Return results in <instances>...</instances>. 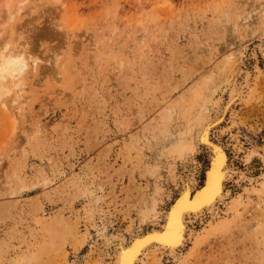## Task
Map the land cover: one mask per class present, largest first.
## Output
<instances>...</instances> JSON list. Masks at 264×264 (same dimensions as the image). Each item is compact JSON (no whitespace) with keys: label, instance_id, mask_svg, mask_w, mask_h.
Segmentation results:
<instances>
[{"label":"rangeland","instance_id":"1","mask_svg":"<svg viewBox=\"0 0 264 264\" xmlns=\"http://www.w3.org/2000/svg\"><path fill=\"white\" fill-rule=\"evenodd\" d=\"M20 1L21 14L8 20L0 5V47L12 31L43 61L15 89L19 111H12L13 92L0 98V264H90L102 249L101 231L148 227L137 200L154 181L145 164L162 161L161 183L173 187L161 156L165 133L174 143L189 137L238 77L239 59L260 71L253 97L222 125L238 119L232 132L241 128L264 156V61L253 57L255 42L264 41V0H12L11 9ZM206 101L209 110L194 120V106ZM186 118L193 127L184 134ZM197 156L201 173L207 156ZM250 164L262 167L259 156ZM257 183L234 186L244 205L263 199ZM221 212L210 222L229 219ZM253 212L251 204L245 224L209 237L183 264H252L263 248ZM169 260L163 264L177 263Z\"/></svg>","mask_w":264,"mask_h":264},{"label":"bare ground","instance_id":"2","mask_svg":"<svg viewBox=\"0 0 264 264\" xmlns=\"http://www.w3.org/2000/svg\"><path fill=\"white\" fill-rule=\"evenodd\" d=\"M11 2L12 0H0V5H2V10L7 20L14 18L15 15H20L23 7V1H20L11 9ZM256 13L257 11L253 15ZM249 16L244 15L241 20L248 21ZM2 20L1 22H4V19ZM1 22L0 32L5 24L3 23L2 25ZM7 35L9 38L6 36L1 41L3 43L0 49H8L11 46V51L18 52L20 59L16 61L17 64H23L25 57H27L29 62L28 68L40 66L39 64L43 59L26 50V47L19 41L21 36L14 35L12 31ZM253 49L255 51L253 57L257 53L264 61V41L258 39ZM235 52L239 51H228L226 53L224 65L231 63ZM238 66V77L229 87L225 96L212 101L214 102V106L210 105V107L214 109V112L203 117L196 129L192 130L189 137L182 135L181 139L177 143H174L176 137L170 138L163 131L165 133L163 143L166 144L161 152L165 164V168L163 169H166L167 176L173 187L167 188L161 183V176L158 170L161 168L160 164H162V161L160 164H145L143 173L151 176L154 181L152 179V189L150 190L145 185L146 187H144L142 193L137 196V200L140 199L138 212L141 215V221H139L144 222L151 219V223L148 222L150 225L148 227H140L137 231L135 227L130 226L127 230L125 229L126 233H121V231L120 233L115 232L116 234L113 233L111 235H107L105 234L106 232L101 231L100 238L103 240L102 249L99 250L98 258L94 262L92 261L93 263L91 262L92 264H163L165 260L169 259L176 261V264H183V260L188 256L196 255L200 246L209 237L226 233L230 230L231 226L237 227V225L245 224L243 218L251 204L254 211L252 213L254 215L253 219H255L253 235L255 240H257V249L263 246L262 253H257V257L252 258V264H264V197L254 203V205L251 202L244 205L241 198L242 194H239L237 191V194L234 192V189H236L234 186L239 185L240 182L245 183L244 186H240L247 188L254 182L257 183L258 178L262 181L258 182V186L255 189L252 188V190L254 189L257 194L264 191V156L261 155L263 153L259 154L254 149L251 145V138L245 134L246 132L241 131V128L232 132L234 130L232 128L239 125H237V118L236 121L235 118L230 121L232 124L224 126L225 123L222 125L237 104L240 102H244L243 104H245L253 97L252 92L255 86H251V81L254 79L255 73L260 71V67H248L242 59L238 60ZM19 84L20 80H17L11 87L3 89L2 93H0L1 98L13 92L9 101L14 113L19 111L20 108V91L15 90ZM207 101L199 108L198 106H194V120H198L201 117L200 114L203 115L202 112L209 110L210 107L207 106ZM186 119V123H190L191 125H185L184 134L189 133L193 127L191 123L192 119ZM215 128H218V131L216 130L217 134L213 136ZM224 134L228 136L225 137L227 138L226 140L222 138ZM200 152L207 156L206 166L201 173V162L197 156V153ZM239 155H241L242 169L235 167L234 163L236 158L239 159ZM258 156L262 167L256 171L253 168L254 165L252 166L250 163L254 157ZM179 162L180 165L183 162L181 165L182 169L181 171L179 170L180 172H178ZM254 171L258 172L257 176H253L256 173ZM164 173L166 174V172ZM175 187L176 193L163 210L162 206L171 193H174ZM224 210L229 211L231 214H229V219L215 220V223L210 222V220H213L215 216L220 215L219 213ZM159 217L162 219V222L156 225L158 222L155 224L154 221L158 220ZM139 221L137 220V222ZM80 246H82L81 243H79ZM106 258L112 259V262H104Z\"/></svg>","mask_w":264,"mask_h":264},{"label":"clouds","instance_id":"3","mask_svg":"<svg viewBox=\"0 0 264 264\" xmlns=\"http://www.w3.org/2000/svg\"><path fill=\"white\" fill-rule=\"evenodd\" d=\"M20 59L18 52L8 49H0V93L3 89L11 87L17 80L23 79L28 72V60L25 57L23 64H17Z\"/></svg>","mask_w":264,"mask_h":264}]
</instances>
